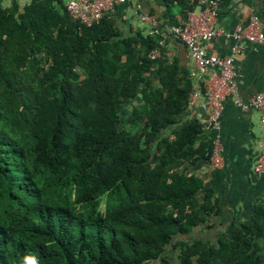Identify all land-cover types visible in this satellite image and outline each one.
Here are the masks:
<instances>
[{"label":"trees","instance_id":"trees-1","mask_svg":"<svg viewBox=\"0 0 264 264\" xmlns=\"http://www.w3.org/2000/svg\"><path fill=\"white\" fill-rule=\"evenodd\" d=\"M163 2V25L199 6ZM161 35H125L111 12L88 26L67 0L0 5V264H264L261 208L189 237L222 210L190 170L213 137L185 122L192 73L150 57Z\"/></svg>","mask_w":264,"mask_h":264},{"label":"crops","instance_id":"crops-1","mask_svg":"<svg viewBox=\"0 0 264 264\" xmlns=\"http://www.w3.org/2000/svg\"><path fill=\"white\" fill-rule=\"evenodd\" d=\"M32 1L0 0V5L6 8L16 3L22 11ZM263 7L264 0H232L219 11L216 25L233 33L238 26L245 27L253 14H258L264 25ZM164 10L163 0H126L116 4L111 13L125 35L133 30L151 34L154 23H158L163 57L178 59L192 73L193 90L203 92L209 73L201 75L196 71L185 43L170 33L168 25H163ZM142 16H150L152 20L143 19ZM236 43L232 37L222 36L204 44L208 53L227 56ZM244 45L245 50L235 54V66L240 75V96L247 103L256 93L264 90V44ZM184 116L185 122L207 119L209 110L203 106V98H198L193 106H189ZM212 135L218 136L223 146V166L209 173L205 162L201 167L191 166L190 170L204 180L207 188L215 191L222 210L212 217V227L195 228L189 237L215 241L233 222L241 224L250 219L258 208L264 211V175L254 171L264 144V121L259 110L254 107L242 108L233 96H229L222 114L221 129Z\"/></svg>","mask_w":264,"mask_h":264},{"label":"built area","instance_id":"built-area-1","mask_svg":"<svg viewBox=\"0 0 264 264\" xmlns=\"http://www.w3.org/2000/svg\"><path fill=\"white\" fill-rule=\"evenodd\" d=\"M125 1L67 0V10L73 18L91 26L99 22L106 13L113 11L116 4ZM222 2L223 0H199V8L189 13L184 24L168 25L170 33L187 46L196 71L201 75L209 73L205 90L203 92L193 90L188 105L193 106L198 98H203V106L209 110L208 118L200 120L203 130L213 137V150L206 165L209 173L224 164L223 146L218 136L212 134L221 129L222 114L229 96H233L237 105L242 108L254 107L259 110L264 121V90L256 93L249 102H243L240 96V75L235 66V54L245 50L244 44L253 46L264 44V25L260 16L253 14L245 27L238 26L233 33H228L224 27L216 25ZM142 18L152 20L150 16ZM154 26V31L158 32V23L155 22ZM222 36L232 37L238 43L231 47V54L223 56L208 53L204 43ZM162 44L160 40V46L151 51V58L161 56ZM254 171L264 175V144Z\"/></svg>","mask_w":264,"mask_h":264},{"label":"clouds","instance_id":"clouds-1","mask_svg":"<svg viewBox=\"0 0 264 264\" xmlns=\"http://www.w3.org/2000/svg\"><path fill=\"white\" fill-rule=\"evenodd\" d=\"M21 264H41L40 257L34 252H27L22 257Z\"/></svg>","mask_w":264,"mask_h":264}]
</instances>
